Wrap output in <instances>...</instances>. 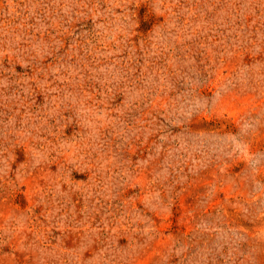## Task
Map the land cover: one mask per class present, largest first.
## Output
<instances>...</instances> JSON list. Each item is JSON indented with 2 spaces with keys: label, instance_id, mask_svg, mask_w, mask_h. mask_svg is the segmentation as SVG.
Returning a JSON list of instances; mask_svg holds the SVG:
<instances>
[{
  "label": "rangeland",
  "instance_id": "obj_1",
  "mask_svg": "<svg viewBox=\"0 0 264 264\" xmlns=\"http://www.w3.org/2000/svg\"><path fill=\"white\" fill-rule=\"evenodd\" d=\"M0 264H264V0H0Z\"/></svg>",
  "mask_w": 264,
  "mask_h": 264
}]
</instances>
